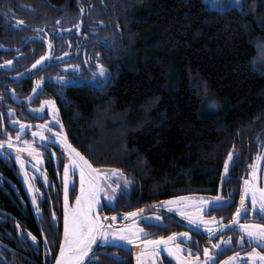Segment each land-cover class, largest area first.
<instances>
[{
    "label": "trees",
    "instance_id": "1",
    "mask_svg": "<svg viewBox=\"0 0 264 264\" xmlns=\"http://www.w3.org/2000/svg\"><path fill=\"white\" fill-rule=\"evenodd\" d=\"M105 2L91 13L109 26L93 43L109 75L83 71L59 97L68 142L93 167L130 178L132 208L214 193L229 180V151L228 175L264 144V73L252 63L264 41V0H245L243 10L204 0Z\"/></svg>",
    "mask_w": 264,
    "mask_h": 264
},
{
    "label": "flooded vegetation",
    "instance_id": "2",
    "mask_svg": "<svg viewBox=\"0 0 264 264\" xmlns=\"http://www.w3.org/2000/svg\"><path fill=\"white\" fill-rule=\"evenodd\" d=\"M98 2L106 3L105 0H19L13 8L0 4V65L5 60H13L11 66L0 67V141L4 142L0 148V264H54L63 234V165L69 157L53 132L36 126L47 123L48 128L66 136L58 106L59 97L63 96L67 86L82 80L83 71L86 79H98L99 68L96 65L98 61L104 65V61L93 48V43L99 40V35H104L102 28L108 26L106 22V25L98 22L101 19L94 18L90 12V8ZM20 20L24 24H19ZM17 52L22 55L18 56ZM45 52L49 53L51 59L46 60L39 71L31 69L32 63ZM65 65L69 67L65 68ZM17 72L22 75L18 77ZM36 82L41 83L34 93L32 89L37 86ZM47 100H51L52 105L42 103ZM50 107L55 112H50ZM9 109L12 111L9 112ZM53 115L55 120L52 119ZM21 121L26 125L23 129L19 126ZM34 131H44L48 140L41 141L39 137H34ZM9 138L22 151L17 153L15 149L8 148ZM29 146L38 149L41 155L40 164L35 168L32 156L23 151ZM259 146L256 158H247L243 164L237 160L234 171L229 175L224 173L222 180L226 176L229 180L224 181L222 188L219 187L214 193L195 190L177 195L190 196L195 200H212L218 195L223 197V200L211 206L210 211L209 206L205 205L203 215L206 219L215 218L227 227L217 228L216 224H212L210 226L215 232L209 236L202 226L196 228L190 225L175 209L169 211L161 204L157 207L171 215L154 211L162 217L161 220H156L153 212L141 213L126 220L125 212L163 202L173 196L160 197L132 208L126 195L130 194L129 191L118 187L114 200L109 201L102 194L103 206L99 207L101 216L109 217L105 223L112 224L116 229L133 223L134 219L135 225L144 229V233H137L139 239L131 244L122 241L117 244L100 243L99 247L94 245L96 256L102 264H137L138 254L145 250L141 241L188 232L189 237L177 236L175 239V243L181 246V258L190 259L193 264L197 260L204 264L203 248L209 247L210 252L215 253L209 264H221V261L227 264H252L246 254L253 248L257 252L264 251V244L250 240L240 224H264V214L259 213L258 209L251 210V191L245 193L246 188H251V185L245 184V180H252L255 187L263 188L264 144ZM17 155L23 161L24 169L17 162ZM257 165H260L259 169H256ZM254 170L257 179L252 176ZM25 172L29 177L28 183L24 179ZM29 184L34 189L31 193ZM242 193H245L248 213L245 215L242 211L239 222L230 225L228 222L240 204ZM77 194L79 172L70 168L69 203ZM33 195L37 200L35 205L31 202ZM123 196L127 202L121 204ZM194 209L195 206L189 211ZM113 215L117 217L114 222L111 220ZM31 236H35L36 240L32 241ZM221 237L231 239V243L222 245L218 250L211 248ZM156 251L157 256L144 257V264H179L177 257L170 255L165 245L161 244ZM234 253L239 255L228 261Z\"/></svg>",
    "mask_w": 264,
    "mask_h": 264
},
{
    "label": "snow or ice",
    "instance_id": "3",
    "mask_svg": "<svg viewBox=\"0 0 264 264\" xmlns=\"http://www.w3.org/2000/svg\"><path fill=\"white\" fill-rule=\"evenodd\" d=\"M239 3V0H237ZM241 10L242 6H241ZM19 24H24L23 20L18 22ZM43 39L46 40V37ZM49 46L50 42H49ZM17 55H22L17 52ZM98 56V54H97ZM51 59L48 52H45L43 55L39 56L38 59L34 61L31 65V69H35L37 71L40 70L41 66L46 62V60ZM13 64V60H5L3 65L0 67L11 66ZM99 68L98 76L101 78L107 77L109 74L105 72L103 65L99 64V61L96 65ZM69 66L65 65V68ZM31 69L29 72H31ZM22 74L17 72V76H21ZM44 78H42L43 80ZM57 79H63L58 77ZM41 82H36L37 86L33 87L32 91L35 93L39 87ZM43 104L52 105L51 100H47L42 102ZM12 110L9 109V112ZM50 112H55L54 108H49ZM53 120L56 117L53 115ZM15 123V122H14ZM19 126L21 129L25 128L24 122H19ZM38 129H46L50 132H53V135L57 142L63 144L64 148L67 150L69 160L63 165V239L60 241L59 253L55 256V264H102V261L96 256V249L93 248V245H97L99 247L101 241H107L110 238L122 241H127L128 243H134L139 239L137 233H144V229L135 225V221L133 219V223L131 225H124L120 229H114L112 224H106L105 221L109 219V217L101 216L97 211L101 205V195L105 196L108 200H113L116 197V188L119 185L113 186L111 184L102 186L101 180H106L107 176L103 174L101 171H98L97 168L93 167L92 163L83 156L76 148H74L71 144L67 142L66 136L60 131H54L51 128H48L47 123L44 125H37ZM62 128V125L60 126ZM34 137H39L41 141H47L48 137L44 135V131H34L32 133ZM19 133H17V137ZM3 141H0V148L3 147ZM27 143V142H25ZM7 147L10 149H15L17 153L22 151L17 147L15 143L11 141L9 138ZM32 156L35 164L33 167H37L40 164L41 155L38 149L33 148L31 146L23 149ZM234 153L232 151L228 152V158L224 161V172L227 173L229 168V162L233 159ZM17 162L20 163L21 169H24V163L21 160L20 156L16 157ZM70 168L78 169L79 172V194L75 195V202L73 204L69 203V185H70ZM112 174H116L119 172L118 169L110 170ZM254 175V174H253ZM25 182L28 183L29 177L25 172L24 175ZM125 184L128 183L125 178ZM246 185H251V188H246L245 193L251 191V210L256 211L258 209L259 213L264 214V188H256L253 184L252 180H245ZM73 189L75 188V184H72ZM109 189L111 191H109ZM31 184H29V192H33ZM245 193H242L240 196V204L236 207L235 213H233L232 219L228 222L230 225L236 224L239 222L240 215L242 211L245 215L248 213V208L245 204ZM223 200V197L217 196L212 200L197 198L195 202L191 201L189 197L186 196H173L168 200L161 202V207L167 208L169 211L175 209L181 217H184L188 223L196 228H200L201 226L206 229L209 236H213L215 229L210 225L216 224L217 228L227 227L222 225L216 221L215 218L206 219L203 215L204 206L208 205V210H211V206L218 201ZM32 204L35 205L37 203L35 195L32 196L31 200ZM195 204L194 211H187L186 209ZM146 211L144 208H137L133 211L125 212L124 216L127 218H135L139 214ZM55 216V213H53ZM152 216L156 220H161L162 217L157 215L155 212L152 213ZM117 217L115 215L111 216V220L116 221ZM240 228L247 234L250 240H256L260 243L264 244V224H249L244 223L240 224ZM31 235V234H29ZM177 236L181 237H189L188 232L183 233H171L169 236L164 237L160 236L156 239H146L141 241L144 246V251L138 254L137 264H144V257L157 256L156 249L161 245L166 246V250L170 255L176 256L179 260V264H193L192 260L184 259L180 256L181 246L180 244L175 243V239ZM31 240L35 241L36 237L31 236ZM231 239L225 240L221 237L216 243L211 245L213 249H220L224 244H230ZM149 246H151V250L149 251ZM90 254H92L90 256ZM105 253H101L103 255ZM215 253L210 252L209 247L203 248V256H204V264H209V262L213 261ZM239 254L234 253L233 256L228 258V261H232ZM252 264H264V251L257 252L255 248H253L250 252L246 254ZM196 264H201L199 260L196 261ZM221 264H227L225 261H221Z\"/></svg>",
    "mask_w": 264,
    "mask_h": 264
},
{
    "label": "rangeland",
    "instance_id": "4",
    "mask_svg": "<svg viewBox=\"0 0 264 264\" xmlns=\"http://www.w3.org/2000/svg\"><path fill=\"white\" fill-rule=\"evenodd\" d=\"M204 1L209 5V7L213 8V9L222 10V9H227V8H230V7H239V6H241L243 4V2L245 0H239V3H237V0H204ZM93 9H94V7H91L90 8V12H92ZM260 20L262 22H264V19L261 18V17H260ZM252 63H253V66L258 71L264 73V41L263 40L257 41V55L254 57ZM207 105H208V108L209 109H213V110L214 109H217L219 107V104L217 103V101L215 100V98H209ZM259 167H260V165H257V168L256 169H259ZM262 169H264V168H262ZM98 171H101L103 174H105L107 176V179L106 180H101V185L102 186L111 184L113 186L119 185V187L121 189H123V190H129L130 189V184H131L130 178L129 177L126 178L127 181H128V183L125 184L124 183V180L125 179H124V177H123V175H122V173L120 171H119L120 173L118 172L116 174H112V172L110 170H98ZM224 173L225 172H224V167H223L222 176L224 175ZM252 176H253V178H256L257 179V172L255 170L252 171ZM262 187L264 188V182H263V186ZM109 191H111V190L109 189ZM117 191H118V188H116V194H117ZM186 197H189V199L191 201H193V202H195L197 200V198L195 200V198H192L190 196H186ZM101 198H102V195H101ZM74 202H75V198H74V200L70 204H73ZM101 205H102V199H101ZM194 206H195V204H192L186 210L189 211V208H192ZM97 211L100 213L99 208L97 209ZM100 215H101V213H100ZM131 224L132 223H130L128 225H131ZM114 229H116V228H114ZM62 239H63V234H62L61 240ZM106 242L111 243V244L112 243L113 244H117V243L122 242V240H119L118 238H116V239L110 238L109 240H107V241H101L100 243H106ZM59 246H60V244H59ZM58 253H59V247H58L57 254ZM54 264H55V261H54Z\"/></svg>",
    "mask_w": 264,
    "mask_h": 264
},
{
    "label": "water",
    "instance_id": "5",
    "mask_svg": "<svg viewBox=\"0 0 264 264\" xmlns=\"http://www.w3.org/2000/svg\"><path fill=\"white\" fill-rule=\"evenodd\" d=\"M67 162H68V160H67ZM98 169V168H97ZM98 170H100V169H98ZM108 170H112V169H108ZM161 204V202H158V203H154V204H151V205H148V206H146V207H144V209H146V211H144L143 213H145V212H154V211H160V212H162V213H168L166 210H163V209H160V208H158L157 206L158 205H160ZM169 215H171L170 213H168ZM140 215V214H139ZM174 215V214H173ZM129 219H132V218H127L126 220H129ZM233 225V224H232Z\"/></svg>",
    "mask_w": 264,
    "mask_h": 264
}]
</instances>
